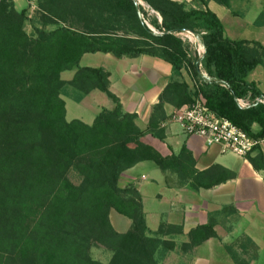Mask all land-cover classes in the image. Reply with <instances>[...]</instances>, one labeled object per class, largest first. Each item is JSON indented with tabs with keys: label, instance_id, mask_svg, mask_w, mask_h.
<instances>
[{
	"label": "trees",
	"instance_id": "16d2710c",
	"mask_svg": "<svg viewBox=\"0 0 264 264\" xmlns=\"http://www.w3.org/2000/svg\"><path fill=\"white\" fill-rule=\"evenodd\" d=\"M141 1L159 16L160 23L149 22L158 34L146 26L135 0H38V16L30 20L12 0H0V264H103L92 259V248L111 252L107 264H157L160 240L148 236L141 196L132 185L119 187L121 175L146 162L161 172L168 188L208 190L226 181L195 170L185 147L163 157L141 141L146 134L164 140L165 104L178 109L201 96L216 118L264 140V103H255L264 100V93L247 80L264 65V46L225 37L209 9L212 2L230 9L235 0H194L192 8L172 0ZM262 1L256 28H264ZM28 21L34 35L25 32ZM50 26L55 28L46 30ZM118 31L134 38L113 36ZM182 32L197 35L201 57L188 51L178 36ZM97 53L116 59L146 55L171 67L145 130L138 127L136 114L122 111L106 71L80 67L85 55ZM66 71H74L69 82L60 77ZM65 84L82 97L99 91L114 107L98 113L91 125L67 122L60 96ZM245 99L251 105L241 108L237 100ZM255 151L247 160L264 170L259 146ZM72 172L80 178L76 185L69 178ZM112 210L131 221L127 232L114 230ZM218 215L210 214L206 224L188 232L187 248L217 238ZM164 229L160 224L157 234L181 233ZM225 248L234 264L257 258V246L244 235Z\"/></svg>",
	"mask_w": 264,
	"mask_h": 264
},
{
	"label": "crops",
	"instance_id": "0c3cea01",
	"mask_svg": "<svg viewBox=\"0 0 264 264\" xmlns=\"http://www.w3.org/2000/svg\"><path fill=\"white\" fill-rule=\"evenodd\" d=\"M107 55L109 54H105L104 57L111 64L113 56L108 57ZM113 59V69L98 67L109 74L110 92L119 99L124 113L137 115V125L142 119L147 124L152 108L158 103L159 95L169 82L171 67L159 59L146 55L133 59L114 57ZM120 65L123 66L121 70L118 69ZM129 72L133 78L128 76ZM118 73L122 74L118 75ZM113 85L123 94V100L118 97V93L112 92ZM259 90L264 93V90ZM95 92L97 91L85 96L82 102H87V105L92 106L90 101L93 100ZM102 110L108 109L98 108V112ZM172 110L171 106L164 107L167 115ZM256 129L254 127V130ZM163 136L164 140L160 141L157 137L146 134L141 141L154 148L163 157L177 155L182 147H185L193 158L195 170L210 171L209 176L226 178V181L208 190L196 191L187 186L168 188L164 180L159 182L155 179H147L144 172L137 173L136 171L144 165L140 163L121 175L119 187L125 188L133 185L142 197L143 205L149 187L159 188V192L154 195L156 206L153 207V212L156 218L165 219L168 222L174 217L180 218L178 230H181V233H173L176 236L170 240L176 242L177 238V243L181 245L188 244L187 234L191 229L206 224L210 214L219 213L218 225L214 227L216 235L219 238L222 234L228 237L227 232L230 230V234L236 238L243 235L248 237L258 248L257 258L251 260L249 264H264V170H255L247 157L240 158L230 153H222L219 146L208 147L201 138L187 136L177 124L167 125ZM259 151L264 157V140L259 145ZM256 155V151L249 154L250 157ZM144 215L147 219L145 207ZM213 242L215 240L210 239L194 247L191 250L192 259L187 260L188 262L183 259V262L185 264L201 262L200 256L197 257L196 253L201 251L203 246L208 245L209 264H219L220 259L225 264H229L228 256L218 257Z\"/></svg>",
	"mask_w": 264,
	"mask_h": 264
},
{
	"label": "rangeland",
	"instance_id": "374dc122",
	"mask_svg": "<svg viewBox=\"0 0 264 264\" xmlns=\"http://www.w3.org/2000/svg\"><path fill=\"white\" fill-rule=\"evenodd\" d=\"M14 3V7L17 11L26 10L29 20L36 18L38 16V0H12ZM137 5L141 6V8L144 11L145 14V23L146 26L154 33L158 34V32L149 24L151 19H156L160 23V18L157 14H155L153 11L149 9L147 5H145L141 0H135ZM177 1L179 3H184L187 8H192L194 5V0H172ZM263 7V1L262 0H235L231 3V8L226 9L224 7H221L217 5L216 3H210L209 9L219 18L223 25L224 29V36L228 37L233 40H254L259 43H261L264 46V28H256L253 26V22L257 15L260 13ZM140 18L143 19L142 15H140ZM55 26L47 27L46 30H53ZM25 32L27 34L34 35V32L31 27V22L28 21L25 24ZM196 34L191 32H182L178 34V36L181 38V40L184 42L185 46L188 48V51L192 53V55H196L198 57H201L203 55V47L200 43V40L198 39ZM113 36H119L118 38H134L131 36H127L121 31H118ZM104 54H87L85 55L81 61H80V67H105L106 69H113V57L110 55H107L108 57H111L112 60L110 61L111 64H109L108 60H106V57H104ZM122 65L118 67L119 70L122 69ZM183 79L188 84L190 88L193 87V81L191 78L187 75L186 71H183ZM122 73H118V75H121ZM74 75V71H66L63 72L60 77L63 81L69 82ZM128 76L130 78H133L132 74L129 72ZM248 81H253L261 90H264V65L258 66L250 76L247 78ZM117 86V83H115ZM114 84V85H115ZM112 90L114 93H118V97L122 98L123 100V94H121L117 88ZM93 100H91L92 106L87 105V102H82L81 93L77 92L74 88H72L70 85L65 84L64 87L61 89L60 96L62 100L65 102V120L67 122H70L72 120H79L82 123L86 125H91L93 122V119L95 115L97 116L98 108L103 107L105 109H113L112 102L101 92L97 91L94 93ZM168 104H165L164 107H166ZM170 106V105H168ZM189 106V105H187ZM91 107V108H90ZM184 107V106H182ZM173 108V107H172ZM153 109V108H152ZM179 109V108H178ZM177 109L173 108L169 114L166 115V119L172 115ZM152 114V112H151ZM150 114V115H151ZM150 117V116H149ZM149 120V118H148ZM148 123V122H147ZM163 123V122H162ZM161 123V125H162ZM160 125V128L164 130V128ZM147 124H145V120L142 119L138 122V127L141 130H145ZM137 173L144 172L145 175H147V179H155L157 181H163L164 177L161 174L159 170H157L152 163H144L142 167H140L137 171ZM69 178L73 184H78L80 182L79 176L72 172L69 175ZM124 180L122 179V183ZM174 183V181H173ZM175 184V183H174ZM133 186V185H132ZM127 187V186H126ZM134 187V186H133ZM135 188V187H134ZM159 188L150 186L148 189V194H146L145 202L143 205L142 201V208H143V214H144V207L147 213V219L144 215L145 223L147 228L150 230V234L148 233V236L150 237H156L160 240V244L156 250V253L154 255V259L157 262V264H185L183 262V259L186 261L189 259H192V253L191 250L186 247V245L181 243L173 242L170 240L172 237H175L174 234H157V229L160 224L164 226V232L165 230H168V228L171 226L175 229L180 228V218H172L168 222V220L165 219H159L155 217V213L153 212V207L156 206V201L154 200V195L159 192ZM138 192V191H137ZM142 199V197H141ZM109 219L111 222L112 227L114 230L120 234L125 233L129 230L131 226V221L119 214H117L114 210L110 211ZM169 223V224H168ZM229 236L221 235V238L217 236L215 238V244L214 248L216 250V254L218 257L221 256V258L228 256L229 264H234L230 255L228 254V251L226 250L225 246L231 245L237 238L233 234H230V230L227 232ZM161 242H168L173 243L174 247L173 249H169L166 244H162ZM204 244V243H203ZM181 245V246H180ZM198 247V246H197ZM194 249V248H193ZM209 253V247L208 245L205 247L203 246L201 251H198L196 253V256H200L201 262L198 261L196 264H209V261L207 260ZM111 252L102 249V248H92L91 249V257L93 260L98 261L103 264H107L111 258ZM205 259V260H204ZM188 262V261H187ZM192 262V261H191ZM219 264H225L223 260H218Z\"/></svg>",
	"mask_w": 264,
	"mask_h": 264
},
{
	"label": "built area",
	"instance_id": "2783aa9c",
	"mask_svg": "<svg viewBox=\"0 0 264 264\" xmlns=\"http://www.w3.org/2000/svg\"><path fill=\"white\" fill-rule=\"evenodd\" d=\"M203 77H206L203 74ZM241 108H248V99L237 100ZM255 103H264L256 99ZM169 124H177L187 136H195L204 140L206 146H219L222 153L245 158L260 145V141L249 137L242 130L226 119L216 118L206 107L205 100L198 96L189 106L177 109L163 123L165 128Z\"/></svg>",
	"mask_w": 264,
	"mask_h": 264
},
{
	"label": "water",
	"instance_id": "95a60500",
	"mask_svg": "<svg viewBox=\"0 0 264 264\" xmlns=\"http://www.w3.org/2000/svg\"><path fill=\"white\" fill-rule=\"evenodd\" d=\"M153 33V32H152ZM194 36H196V35H194ZM202 76H203V74H201Z\"/></svg>",
	"mask_w": 264,
	"mask_h": 264
}]
</instances>
